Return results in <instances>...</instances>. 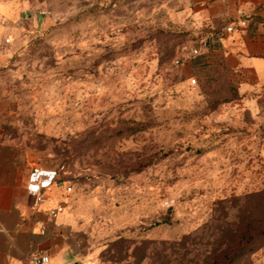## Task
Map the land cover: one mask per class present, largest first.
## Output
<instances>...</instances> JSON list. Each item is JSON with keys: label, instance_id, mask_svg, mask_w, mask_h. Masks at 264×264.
<instances>
[{"label": "rangeland", "instance_id": "374dc122", "mask_svg": "<svg viewBox=\"0 0 264 264\" xmlns=\"http://www.w3.org/2000/svg\"><path fill=\"white\" fill-rule=\"evenodd\" d=\"M195 6L0 0L6 131L64 166L77 264H264V98L206 59Z\"/></svg>", "mask_w": 264, "mask_h": 264}, {"label": "crops", "instance_id": "0c3cea01", "mask_svg": "<svg viewBox=\"0 0 264 264\" xmlns=\"http://www.w3.org/2000/svg\"><path fill=\"white\" fill-rule=\"evenodd\" d=\"M196 18L207 28L201 47L206 59L217 65L235 85L239 96L256 102L264 98V0H194ZM241 17L250 18L248 29L225 32L226 26ZM11 98L0 86V264H26L35 252L50 256L49 264H77L67 227V214L56 227L47 211L63 201L53 188L38 209L26 190L28 174L41 166L36 156L8 135L4 114ZM44 166V165H42ZM42 225L47 226L45 234Z\"/></svg>", "mask_w": 264, "mask_h": 264}, {"label": "built area", "instance_id": "2783aa9c", "mask_svg": "<svg viewBox=\"0 0 264 264\" xmlns=\"http://www.w3.org/2000/svg\"><path fill=\"white\" fill-rule=\"evenodd\" d=\"M48 11L46 9L39 10L40 15H46ZM250 25V18L241 17L236 21L230 22L226 28L225 32H242L248 29ZM9 42V39L6 40ZM208 44L206 41H201V47H207ZM194 55L199 54V49L195 48L192 50ZM192 83H196V80L193 78ZM63 165H53V166H34L29 174L28 181L26 184V190L30 197L33 198V207L38 209L40 204L46 200V195L53 188H64V193H71L72 186L69 184V181L65 180L63 177L64 173ZM65 202L61 201L56 207H53L47 211V217L56 227L61 228L62 222L60 216L65 212ZM1 229V228H0ZM47 230L46 225H42L41 233L45 234ZM50 256L45 252H35L31 254L27 260L26 264H49Z\"/></svg>", "mask_w": 264, "mask_h": 264}, {"label": "trees", "instance_id": "16d2710c", "mask_svg": "<svg viewBox=\"0 0 264 264\" xmlns=\"http://www.w3.org/2000/svg\"><path fill=\"white\" fill-rule=\"evenodd\" d=\"M64 179H65V178H64ZM65 180H66V179H65ZM257 234L263 235V234H264V231L259 232V233H257ZM250 239H252L251 236H249L244 242H245V243H248V242L250 241ZM245 243H244V245H246ZM241 249H242V248H239V249H238L236 252H234L232 255H233V256H237L238 253H240V252L242 251ZM230 258H231V257H230ZM224 262H225V261H224Z\"/></svg>", "mask_w": 264, "mask_h": 264}]
</instances>
